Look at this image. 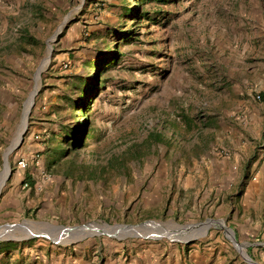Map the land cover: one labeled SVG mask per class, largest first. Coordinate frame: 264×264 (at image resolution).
I'll return each instance as SVG.
<instances>
[{"label": "rangeland", "instance_id": "obj_1", "mask_svg": "<svg viewBox=\"0 0 264 264\" xmlns=\"http://www.w3.org/2000/svg\"><path fill=\"white\" fill-rule=\"evenodd\" d=\"M6 157L0 264H264V0H0Z\"/></svg>", "mask_w": 264, "mask_h": 264}, {"label": "water", "instance_id": "obj_2", "mask_svg": "<svg viewBox=\"0 0 264 264\" xmlns=\"http://www.w3.org/2000/svg\"><path fill=\"white\" fill-rule=\"evenodd\" d=\"M35 94H36V92H35ZM34 94V95H35ZM32 105H33V102H32V104H31V107H32ZM29 114V113H28ZM28 116V115H27ZM26 128H27V121H26V125H25V128L19 133V140H18V142L16 143V144H14V146L13 147H11V145H10V147L7 149V151H9V149H10V153H12L13 151H15L20 145H21V143H22V141H23V135H24V133H25V131H26ZM9 176H10V170L8 171V175H7V178H6V180L9 178ZM36 222H34V224H35ZM211 223H215V224H219V225H221V226H219V227H223V224L222 223H220V222H217V221H213V220H206L205 222H203V223H199L198 225H199V227L202 229V231L206 234V232L208 231V228H209V226H210V224ZM39 227H42V229H39V228H36L35 229V233H33L29 238H35V237H44V238H47V239H51L54 243H59V241L57 240V239H53L55 236L57 237V235L58 234H60L62 231H64V230H67L68 228H66V227H53V226H51L50 224H48V223H36ZM142 224H144V223H141V224H138V225H134V226H115V227H110L111 229H114L115 230V232H116V234L117 233H119V232H121V231H123L124 229H126V228H136V227H139V226H141ZM18 225V224H17ZM20 225H22V223L21 224H19L18 226H20ZM9 225H5L4 227H8ZM12 226H16V225H12ZM179 226V225H178ZM80 227H82V226H80ZM79 226H77V227H71V228H69V229H73V230H78V228H80ZM109 227V226H108ZM48 228H53L54 229V232L56 233V235L55 236H52L50 233V231H48ZM113 230V231H114ZM230 231V230H229ZM225 232H226V230H225ZM232 233V232H231ZM53 237V238H52ZM132 237H136V236H132ZM232 237H233V233H232ZM29 238H27V239H29ZM144 238H155V239H159V238H157V237H153V236H149V235H145L144 236ZM190 241V239H188V240H185V241H183V242H185V243H188ZM233 243H234V245H235V247L238 249V250H243L244 248H245V245L243 246V245H238L237 243H236V241H235V239H234V237H233ZM247 246V245H246ZM243 252H244V250H243ZM245 254V253H244ZM245 257L247 258V260L246 261H248V262H251L250 261V259L247 257V255L245 254ZM252 263V262H251Z\"/></svg>", "mask_w": 264, "mask_h": 264}, {"label": "trees", "instance_id": "obj_3", "mask_svg": "<svg viewBox=\"0 0 264 264\" xmlns=\"http://www.w3.org/2000/svg\"><path fill=\"white\" fill-rule=\"evenodd\" d=\"M110 60H99L97 62V64H99V68H98V79L96 80V84L94 85L95 87L90 88L89 85L85 82V81H81L80 84H75L72 83V85L74 86V89L79 91L80 95H79V100L77 101H71V108H72V112H76L78 114L84 115L86 117V122H85V126L87 127L88 124V115H87V111L90 108L91 103L93 102L94 98L98 95L99 93V89H100V78L101 75L105 72V70H107V68H109V66H111L119 57V54L112 53L110 56ZM96 64V63H95ZM85 109V110H84ZM83 136H85V134L87 133V131H83Z\"/></svg>", "mask_w": 264, "mask_h": 264}, {"label": "bare ground", "instance_id": "obj_4", "mask_svg": "<svg viewBox=\"0 0 264 264\" xmlns=\"http://www.w3.org/2000/svg\"><path fill=\"white\" fill-rule=\"evenodd\" d=\"M50 53H51V51H50ZM48 60V59H47ZM45 65V64H44ZM40 75V74H39ZM36 83H37V85H38V80L36 79ZM37 90V89H36ZM36 92V91H35ZM35 92L32 94V96L30 97V99H29V101L27 102V104H26V106H25V112H24V117H23V122H22V127L20 128V130L18 131V133H17V139L19 140V133L25 128V125H26V121H27V116H26V113H27V111H28V109H29V107H30V105H31V102H32V98H33V96H34V94H35ZM17 139H16V141H17ZM16 144V143H15ZM14 146V145H13ZM12 146V147H13ZM9 151H10V149H9ZM8 151V155L10 154V152ZM3 167H4V169H3V172L0 174V191H1V189H2V187H3V185H4V183H5V180H6V178H7V175H8V169H9V165H8V160H7V157L5 158V163H4V165H3ZM25 222H31V221H24L23 223H25ZM23 223H22V225H23ZM32 223H34V222H32ZM36 224V223H35ZM212 225H215V223H211ZM37 225V224H36ZM156 225V226H155ZM163 225H165V224H162V223H155V222H147V223H144V224H142L141 226H139V227H136L135 229H142V228H144V226H146V227H159L158 229H161V227L163 226ZM88 226V225H87ZM219 226H221V225H219ZM8 227H12V228H14L15 226H8ZM180 227H183L181 230H176L177 231V233H179V232H181L182 230H185V229H187V227L186 226H179V227H177V229H180ZM37 228H39V227H37ZM134 228V227H133ZM40 229V228H39ZM129 229H132L131 227L130 228H126V230L125 231H129ZM78 230L80 231V232H77L76 230H73V229H67V230H64V231H62L63 232V234H70V235H74L73 233H79V235H81V236H86V235H88V234H90L91 232H95L96 231V229L94 228V227H89V228H86V229H83V228H78ZM106 230V229H105ZM187 230H190V229H187ZM70 231V232H69ZM73 231H76V232H73ZM66 232V233H65ZM73 232V233H72ZM97 232V231H96ZM188 232V231H187ZM103 233H105V232H103ZM227 233H229L228 231H227ZM33 233H30L27 237H24V238H22V239H27V238H29L31 235H32ZM131 234V233H130ZM176 234V233H175ZM145 235H147V231H145V232H143L142 234H138L137 236H139V237H144ZM153 236V237H157V238H160L161 236H159V233H149V236ZM161 235V234H160ZM230 235V234H229ZM53 238V237H52ZM60 238V237H59ZM58 238V236L57 237H54L53 239H59ZM15 240H21V239H15ZM242 254L245 256V254H244V252L242 251ZM245 259L247 260V258L245 257Z\"/></svg>", "mask_w": 264, "mask_h": 264}, {"label": "built area", "instance_id": "obj_5", "mask_svg": "<svg viewBox=\"0 0 264 264\" xmlns=\"http://www.w3.org/2000/svg\"><path fill=\"white\" fill-rule=\"evenodd\" d=\"M18 166L20 168H24L25 167V162L24 161H19Z\"/></svg>", "mask_w": 264, "mask_h": 264}]
</instances>
